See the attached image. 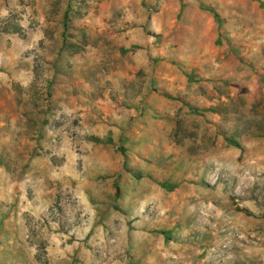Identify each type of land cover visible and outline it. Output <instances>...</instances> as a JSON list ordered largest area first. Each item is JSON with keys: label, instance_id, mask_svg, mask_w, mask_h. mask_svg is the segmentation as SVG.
<instances>
[{"label": "rangeland", "instance_id": "374dc122", "mask_svg": "<svg viewBox=\"0 0 264 264\" xmlns=\"http://www.w3.org/2000/svg\"><path fill=\"white\" fill-rule=\"evenodd\" d=\"M0 264H264V0H0Z\"/></svg>", "mask_w": 264, "mask_h": 264}, {"label": "trees", "instance_id": "16d2710c", "mask_svg": "<svg viewBox=\"0 0 264 264\" xmlns=\"http://www.w3.org/2000/svg\"><path fill=\"white\" fill-rule=\"evenodd\" d=\"M163 234V233H162ZM163 235H165V234H163Z\"/></svg>", "mask_w": 264, "mask_h": 264}]
</instances>
